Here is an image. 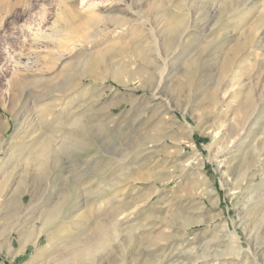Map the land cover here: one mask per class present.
Returning a JSON list of instances; mask_svg holds the SVG:
<instances>
[{"label":"rangeland","instance_id":"obj_1","mask_svg":"<svg viewBox=\"0 0 264 264\" xmlns=\"http://www.w3.org/2000/svg\"><path fill=\"white\" fill-rule=\"evenodd\" d=\"M117 7L127 11L121 29L112 25ZM168 9L185 15L180 26L165 31L158 24ZM88 39L92 45H85ZM110 42L116 49L106 52L107 65L96 68L95 78H78L81 90H68L59 100L66 76L53 78L56 72L77 62L67 71L76 73L85 56L107 50ZM137 47L140 58L132 52ZM191 57L194 67L186 71ZM120 64L138 72L140 81L126 86L124 77L119 82L107 75ZM215 82L222 91L199 105L200 91ZM261 87L264 0H0V188L7 195L0 206V263L53 264L46 248L40 257L28 246L19 253L23 235L38 230L43 218L37 215L46 216L63 195L64 211L80 206L71 215L88 210L92 219L96 208L86 203L100 190L106 196L100 218L124 209L115 216L120 223L112 264H264V204L258 197L243 204L249 192L263 188L258 169L264 164L255 163L264 161ZM79 109L83 144L60 140L58 120L49 123L71 120ZM16 122L28 125L17 133ZM50 133L53 143L37 155L42 169L22 171L18 148L33 135ZM231 140L234 146L217 156ZM8 164L17 169L4 174ZM76 218L81 227L88 224ZM60 228L52 241L80 227L67 219ZM230 231L242 234L240 245ZM47 240L43 234L39 246Z\"/></svg>","mask_w":264,"mask_h":264},{"label":"bare ground","instance_id":"obj_2","mask_svg":"<svg viewBox=\"0 0 264 264\" xmlns=\"http://www.w3.org/2000/svg\"><path fill=\"white\" fill-rule=\"evenodd\" d=\"M175 7V6H174ZM115 11V10H114ZM116 11H119V15L117 14L116 16H113V26L114 27H118V28H124L126 25H127V21L126 18H125V14H127V11L123 8H118L117 7V10ZM168 12H164L163 15L165 16V18L163 19L164 21H161L159 20V24H158V28L159 29H164L165 31L167 30L168 31V28H172L174 29L175 27H178L180 26V23L181 21L183 20L184 18V15L185 13H183L181 11L180 12H176L174 9H168L167 10ZM191 11V9H190ZM218 11V10H217ZM186 13H188L186 11ZM196 13V12H195ZM191 14V13H190ZM162 15V16H163ZM211 15V14H210ZM111 15H104V17L106 19H110L111 17H109ZM160 16V17H162ZM127 17V16H126ZM187 17V16H186ZM201 17V16H200ZM159 18V17H158ZM203 18V17H202ZM210 18V17H209ZM145 20V19H144ZM155 20V19H154ZM158 20V19H157ZM188 20V19H187ZM193 20V19H192ZM209 20V19H208ZM156 22V20H155ZM206 22V21H205ZM209 22V21H208ZM210 23V22H209ZM107 24V23H105ZM189 24V23H188ZM197 24V23H196ZM108 25H111V24H108ZM107 25V26H108ZM154 25V24H153ZM156 25V24H155ZM154 25V26H155ZM209 25V24H208ZM106 26V25H105ZM144 26V25H143ZM188 26V25H187ZM263 27V26H262ZM134 28V27H132ZM103 28H98V31H101ZM177 29V28H176ZM187 29V28H186ZM144 30V29H143ZM142 30V32H143ZM163 30V31H164ZM252 30V29H251ZM250 30V32H251ZM141 31V30H140ZM155 31V30H154ZM220 31V30H219ZM257 31V30H256ZM130 32V31H129ZM137 32V31H136ZM160 32V31H159ZM158 32V33H159ZM184 32V30L182 31ZM186 32V31H185ZM184 32V33H185ZM230 32V31H229ZM155 33V32H154ZM157 33V34H158ZM161 33V32H160ZM232 34V33H231ZM251 34V33H250ZM90 35L91 37L94 38V34H88ZM155 35V34H154ZM190 35V34H189ZM187 35V36H189ZM257 35V33H256ZM129 36V35H128ZM160 36V35H159ZM162 36V35H161ZM182 36V35H181ZM249 36V35H247ZM255 36V35H254ZM148 37V36H147ZM169 37V36H168ZM171 37V36H170ZM183 37V36H182ZM92 38V39H93ZM180 38V37H179ZM257 38V37H256ZM128 39V38H127ZM260 39V38H259ZM96 40V39H95ZM94 40V41H95ZM146 40V38H145ZM250 40V39H248ZM91 40H87V42H85V45L86 43H90ZM108 41V40H107ZM226 41V40H225ZM257 41V40H255ZM150 42V41H149ZM153 42V41H152ZM157 42V41H156ZM94 43V42H93ZM154 43V42H153ZM252 43V41H251ZM254 43V42H253ZM257 43V42H256ZM116 44H119L116 43ZM126 44V43H125ZM124 44V45H125ZM249 44V43H248ZM90 45H88L90 47ZM115 45V43H109V45L107 46V50H101L95 54H89L87 56H85L82 60V63L80 66H78V70L76 71V73H74L75 71H72V72H68V70H72L75 66H77L78 64H76L77 62H73L71 64H69L67 67H61L57 72H56V75L53 77V78H59V77H65L66 76V79L64 80V82H62V84H60V87L58 89V91H60V93L62 94L60 97H59V100H61L63 97V94L68 91V90H71L73 89L75 92H79L81 90V86H79V81H78V78L82 79V78H86V77H90V78H95V75H96V68L97 67H102V66H105L107 65L106 64V60H107V57H108V53H106L110 47H111V51H112V48H114L113 46ZM253 45V44H252ZM95 46V45H93ZM256 46V44H255ZM129 47V46H128ZM150 47V46H149ZM153 47V46H152ZM190 48V47H189ZM192 48V47H191ZM205 49V47H203ZM254 48V47H252ZM116 49V48H114ZM156 49V48H155ZM163 49V48H161ZM216 49V48H215ZM248 49V48H247ZM133 51V55L136 54L137 57H139L140 54V51H139V47H137V49H132ZM214 50V49H213ZM149 51V50H148ZM113 52L115 54H120L119 51L117 50H113ZM111 52V53H113ZM155 52V51H154ZM157 53V52H156ZM158 54V53H157ZM193 54V53H192ZM191 54V55H192ZM215 54V53H214ZM135 56V57H136ZM157 56V55H156ZM78 57V56H77ZM142 57H146V56H142ZM159 57V56H158ZM194 57V56H192ZM189 58L185 63H188L186 66L188 67V65L190 66V64L193 66V58ZM205 57V56H204ZM57 59L59 58V56L56 57ZM140 58V57H139ZM195 58V57H194ZM218 58V57H216ZM215 58V59H216ZM225 58V55L223 57V59ZM147 58H145L146 60ZM214 59V58H213ZM222 59V60H223ZM234 60H232V63L233 61H235V57L233 58ZM149 61H147V63L149 62L151 66H153L154 68H156V66L153 64L152 62V59H148ZM202 60V59H201ZM77 61V60H76ZM185 61V60H184ZM219 61V60H218ZM224 61V60H223ZM76 64V65H75ZM166 64V63H165ZM164 64V65H165ZM226 66V65H225ZM69 67V68H68ZM191 69V66L188 67L186 69V71H190ZM185 73V72H183ZM251 74V73H249ZM107 75L111 76V78L115 79V80H118L119 81V78H122L124 77V85L126 86H129V84L133 81V80H138L140 81V78H141V75L138 73V72H134V71H130L129 69L126 68V65L125 64H120L118 67H111V69L107 72ZM176 75V74H175ZM185 75V74H184ZM186 78L188 75H185ZM195 76V75H194ZM220 76V74H219ZM211 77V76H210ZM105 78V75L104 77ZM195 78V77H194ZM212 78V77H211ZM188 79V78H187ZM225 80V79H224ZM78 81V82H77ZM188 81V80H187ZM186 81V82H187ZM216 81V80H215ZM121 82V80L119 81ZM189 82H191V80H189ZM224 83V82H223ZM14 84V83H13ZM189 84V83H188ZM219 84V83H218ZM218 84H215L213 85V88L210 89L209 88H203L199 95H201V99H200V102H198L199 105L201 106H204L205 103L202 101L203 99H208V101L210 100V94L213 93V92H220L222 91L221 89L223 88V85H219ZM225 84V83H224ZM185 85V84H184ZM182 88V87H181ZM261 95H264V87H261L260 89V92H259ZM214 94V93H213ZM212 94V95H213ZM259 94V95H260ZM198 95V94H197ZM198 95V97H199ZM260 95V96H261ZM153 96V95H152ZM253 96V95H252ZM196 97V96H195ZM226 96H223L222 99H224ZM227 98V97H226ZM264 98V96H262L260 99ZM252 99V98H251ZM259 99V100H260ZM247 100V99H246ZM38 101V99H37ZM223 101V100H222ZM251 101V100H250ZM187 102V101H185ZM206 102V101H205ZM260 102V101H259ZM261 103V102H260ZM247 104V102H246ZM249 104V102H248ZM192 105V104H191ZM53 106V105H52ZM185 106V105H184ZM37 107V106H36ZM39 107V106H38ZM53 108V107H52ZM193 108V107H192ZM182 112H183V115L185 116L186 112H187V107H182ZM192 110V109H191ZM246 110V108L244 109ZM79 112H80V109L79 111L76 113V115L73 116V118H71V120H68V119H65V120H62V119H58V118H53L51 120V123H49V125H51L54 121L56 122V126H57V129H54L58 132H60V135L63 137L62 139L60 138V140H68V141H73V142H76L77 145H80V144H83V139L84 136H82L80 133H79V128L77 129L76 127H78V122H79ZM233 113V112H232ZM48 115V114H47ZM161 115V114H160ZM174 115V114H173ZM261 117V116H260ZM41 118V116H40ZM251 118V117H250ZM37 119V118H36ZM42 119V118H41ZM199 120V119H198ZM172 121V120H171ZM38 122H39V119H38ZM54 122V123H55ZM249 122V121H248ZM36 123V122H35ZM173 123V121H172ZM24 124V123H23ZM28 123L24 126H21L19 125L18 122H16V125H15V129L17 130V133H19V129L21 130V127L25 128L27 127ZM38 125V124H37ZM40 126V124H39ZM31 127V126H30ZM29 127V128H30ZM28 128V130H29ZM35 128V127H34ZM35 131V129H33ZM32 131V130H31ZM38 131V130H37ZM23 132V130H22ZM57 132V133H58ZM168 133V132H167ZM216 134V132H215ZM15 135H18V134H15ZM58 135V134H57ZM161 135V134H160ZM27 136V135H26ZM35 137H32L33 139L30 140V142H26L25 143V148L24 146L22 148H18V153L19 155L21 156V159H22V162H23V165L21 166V170L22 171H27L29 169V166L32 167L34 170H37V171H40L42 169V162L41 159H37V155H42L43 153H45L46 151V148L48 147V145L50 143H53L52 141H54V138H55V135H53L52 133H50V135H45L43 136L42 134H40L39 136H36V135H33ZM162 137V136H161ZM21 138H24V137H21ZM163 138V137H162ZM215 138V137H214ZM57 140V139H55ZM64 141V142H65ZM163 141V140H162ZM215 141V140H214ZM225 141V140H224ZM58 142V141H57ZM247 142V141H246ZM229 146H225V145H222L221 147L217 148V156H225L224 154L226 153V151H228L230 149L231 146H234L233 145V141L231 140ZM19 144V143H18ZM149 145V144H148ZM227 145V144H226ZM145 146V145H144ZM151 146V145H150ZM149 146V147H150ZM144 148V147H143ZM25 149L24 152H22V150ZM138 151V150H137ZM150 151V150H149ZM136 153V152H135ZM138 155V154H137ZM136 155V156H137ZM141 155V154H140ZM196 163L200 162V157H199V154L196 153ZM143 156V155H142ZM216 156V157H217ZM228 156V155H227ZM33 158V159H32ZM135 158V157H134ZM31 159V160H29ZM222 159V158H221ZM224 159H227V158H223ZM95 161V160H94ZM134 161V160H133ZM138 162V160H137ZM225 162V160H224ZM87 163V162H86ZM255 163H261L260 165L264 164V161H261V159H256L255 160ZM189 165V164H188ZM257 164H254V166H256ZM17 169L15 165H11V164H8L4 167V171L3 173L5 174H8V173H11L13 170ZM258 171H261L260 172V176H261V183H263L262 187L263 188H260L259 191H256V193L253 195L251 192L248 193V195L245 197L246 200H243V204L246 205L247 202L253 200L254 198H257L258 197V201H260V203L263 205L264 204V167L262 168H259ZM249 174V173H248ZM226 176V175H225ZM246 176V175H245ZM249 180V179H248ZM200 181L202 184H206V177L205 176H202L200 177ZM92 182V181H91ZM105 183V182H104ZM107 187H108V184H105ZM80 187V185H79ZM82 187V186H81ZM106 187V188H107ZM98 188V187H97ZM259 188V187H258ZM85 190V189H84ZM90 190V189H89ZM234 190V189H233ZM236 190H240V187H235V190L232 192V194H235L236 193ZM262 190V192H261ZM100 191V190H99ZM99 191H96L94 194V197L91 199V202L89 203H86L87 205L89 204V209H94V207L96 208L95 210V215L92 219H90L91 217L87 216V212H81L80 214L78 215H74L72 216L71 214L77 210L80 209V206L78 207H74V209H72L71 211L69 209H67L66 211L64 206L66 205L67 201H68V195H63L61 198H60V201L56 202V204L49 209V213H46L47 215L46 216H42V211H40V214L37 215V218H43L42 220V225L41 227L38 229V230H33L34 232L30 231L28 233L27 236H24V239H22V244H23V247L20 249V252L19 253H25V247L28 246L29 248L32 249V251L34 252V257H40L43 253V250L46 248V251H47V254L48 256H52L50 258V260H53V264H91L94 262V264H104V262H106V264H112L114 259L112 258V255H113V248H114V245H113V238H115L116 236V232L115 231H118V227H119V223H120V219H116L115 216H117L118 214H121V212L124 210V209H113V211L111 212L110 214V211H108L106 214H105V217L103 218H100V216H102L100 210H101V202L103 200L106 199V196L105 195H102L100 197V194L101 192ZM258 192V193H257ZM230 194V193H229ZM87 195V194H86ZM88 196V195H87ZM7 195L5 193V190H3V187L0 188V206L4 203L5 199H6ZM82 198V197H81ZM85 199V198H84ZM88 199V197H87ZM85 201V200H84ZM90 201V200H89ZM106 201V200H105ZM34 202L33 200V197L31 198L30 200V203L26 206L27 208L25 209V211H27L28 208H32V203ZM86 202V201H85ZM84 202V203H85ZM257 203V202H256ZM17 208L20 209L21 207L24 206L23 202H22V196L19 200V202L17 203ZM34 204V203H33ZM47 204V203H46ZM79 204V203H78ZM85 204V205H86ZM105 204V203H104ZM75 205V204H74ZM120 205V204H119ZM110 207V206H109ZM111 208V207H110ZM109 208V209H110ZM33 209V208H32ZM44 209V208H42ZM249 209V208H248ZM31 211V210H30ZM118 211V212H117ZM28 213V211H27ZM33 213V212H32ZM44 213V212H43ZM89 213V212H88ZM92 214V213H91ZM91 214H88V215H91ZM94 214V213H93ZM104 214V213H103ZM110 214V215H109ZM33 215V214H32ZM80 216L82 219H88V224H86V226H82L81 227V220H79L78 217ZM31 217V215H30ZM34 217V216H32ZM87 217V218H86ZM28 218V217H27ZM33 219V218H32ZM69 220V223L71 226L73 227H80L78 229L75 230V232H67V235H66V238H62L63 236H61L62 234H58L57 235V238H56V241L53 239V241L51 240L52 237V234L53 233H56V231H58V229L60 228V226L66 221V220ZM27 221V220H26ZM83 221V220H82ZM242 222V221H241ZM242 224V223H241ZM83 225V224H82ZM69 226V225H68ZM223 227L227 228V224H223L222 225ZM32 228L34 229V224L32 223ZM20 229V228H19ZM61 229V228H60ZM75 229V228H74ZM110 229V230H109ZM241 229L245 230V227H242ZM242 230V231H243ZM60 232L62 233V231L60 230ZM25 234V233H24ZM45 234L46 237L48 236V244L46 246H39V240L41 238V236ZM225 234V233H224ZM229 234V233H228ZM230 234L232 237H234V242L237 244V245H240V242H241V238H242V234L241 236H237L238 233H236V231H230ZM245 234V233H244ZM250 233H248V236L251 237V235H249ZM224 236V235H223ZM226 236V235H225ZM47 239V238H46ZM248 239V238H247ZM59 240V241H58ZM173 241V239H172ZM230 242V240H229ZM248 242V241H247ZM169 244V243H168ZM174 244V243H173ZM156 246V245H155ZM172 246V245H171ZM170 246V247H171ZM9 248V247H8ZM12 248V247H11ZM157 248V247H156ZM248 248V246H247ZM159 249V248H158ZM169 249V248H168ZM240 247L237 246L236 248H234L233 250H239ZM163 250V249H162ZM170 250V249H169ZM249 250V249H248ZM254 250V249H253ZM251 251V250H250ZM105 252V253H104ZM192 252V251H191ZM256 252V251H255ZM102 253V254H106L105 256L103 257H100L99 254ZM236 254V252H234ZM45 254V253H44ZM43 254V255H44ZM194 256V255H193ZM106 257V258H105ZM195 257V256H194ZM157 258V257H156ZM192 258V257H191ZM202 258V257H200ZM212 258V257H211ZM105 259V260H104ZM214 259V258H213ZM212 259V260H213ZM49 260V261H50ZM97 260V261H96ZM194 260V259H193ZM173 261V260H172ZM197 261V260H196ZM29 261H25L23 264H27ZM174 262V261H173ZM212 262V261H211ZM170 263V262H169ZM2 264V263H0ZM50 264V263H49ZM171 264V263H170Z\"/></svg>","mask_w":264,"mask_h":264}]
</instances>
